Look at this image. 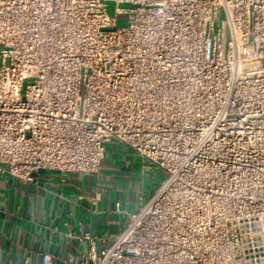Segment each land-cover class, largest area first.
Masks as SVG:
<instances>
[{
  "label": "built area",
  "instance_id": "2783aa9c",
  "mask_svg": "<svg viewBox=\"0 0 264 264\" xmlns=\"http://www.w3.org/2000/svg\"><path fill=\"white\" fill-rule=\"evenodd\" d=\"M112 139L162 178L78 264H264V0H0V172H96Z\"/></svg>",
  "mask_w": 264,
  "mask_h": 264
},
{
  "label": "crops",
  "instance_id": "0c3cea01",
  "mask_svg": "<svg viewBox=\"0 0 264 264\" xmlns=\"http://www.w3.org/2000/svg\"><path fill=\"white\" fill-rule=\"evenodd\" d=\"M158 174L115 139L105 144L96 172L40 170L30 181L0 172V259L39 264L46 253L54 264L68 255L78 264L89 248L81 232L119 233L153 193Z\"/></svg>",
  "mask_w": 264,
  "mask_h": 264
},
{
  "label": "rangeland",
  "instance_id": "374dc122",
  "mask_svg": "<svg viewBox=\"0 0 264 264\" xmlns=\"http://www.w3.org/2000/svg\"><path fill=\"white\" fill-rule=\"evenodd\" d=\"M113 8H114V3L113 2H108V4H107V11H108L109 14H113L114 13ZM223 18H224L223 12H222V10H219V12H218V19L221 20ZM124 22H125V18L124 17H119L118 20H117V23H124ZM161 178H162V175L159 172L158 178H157V179H159V181L156 183V186L154 185L155 188L158 186ZM155 188H154V190H155Z\"/></svg>",
  "mask_w": 264,
  "mask_h": 264
}]
</instances>
